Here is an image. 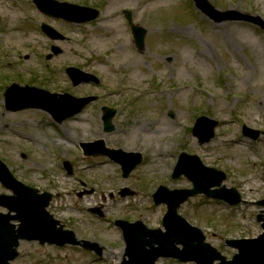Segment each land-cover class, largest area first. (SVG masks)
<instances>
[{"label": "rangeland", "instance_id": "1", "mask_svg": "<svg viewBox=\"0 0 264 264\" xmlns=\"http://www.w3.org/2000/svg\"><path fill=\"white\" fill-rule=\"evenodd\" d=\"M16 1L0 0V39H10L0 40V158L18 179L53 194L49 210L67 228L79 238L100 242L105 250L101 257L72 246L46 245L44 251L38 242L22 241L14 264H121L122 230L114 219L163 227L167 206L156 205L151 192L160 182L169 188L192 187L185 177H171L185 149L200 155L206 165L224 170L225 184L236 187L245 201L232 208L197 195L181 206L180 213L202 228L207 240L228 258L236 250L225 244L226 239L255 237L263 231L257 216L264 206L257 201L264 199V134L258 140L243 134L244 124L264 131L261 28L238 21L216 23L197 10L193 0H69L102 7L99 27L48 19L33 0ZM210 1L220 10L239 9L264 18V0ZM19 4H24L26 16ZM123 7L130 8L134 21L148 29L143 51L136 48L131 28L121 16ZM33 13L50 20L68 39L52 40L34 29ZM6 15L10 19L3 27ZM15 34L19 36L13 41ZM53 44L64 52L48 60ZM69 65L97 74L101 84L73 86L66 73ZM14 80L52 92L103 97L78 118L57 123L39 109L6 110L5 87ZM173 87L181 90L172 91ZM15 89L9 94L12 105L27 96ZM139 99L145 101L140 105L147 108L145 115L133 107ZM101 104L119 105L111 133L104 131L99 118ZM201 114L219 121L215 138L206 144L188 130ZM100 138L110 147L140 151L142 164L125 178L116 161L85 155L81 140ZM64 160L72 162V174ZM123 187L133 194L120 195ZM5 189L0 183V192L7 193ZM95 207L101 208L103 217L91 212ZM158 264L194 263L160 258Z\"/></svg>", "mask_w": 264, "mask_h": 264}, {"label": "water", "instance_id": "2", "mask_svg": "<svg viewBox=\"0 0 264 264\" xmlns=\"http://www.w3.org/2000/svg\"><path fill=\"white\" fill-rule=\"evenodd\" d=\"M42 2L43 0H39ZM198 5L203 9L204 12L210 14L214 12L213 7H211L206 0H196ZM44 3L47 5L44 7L45 9H49L51 11L60 13L62 6L60 3L55 0H45ZM39 3V4H44ZM75 10L81 12L83 15L78 19V21H86L87 19H93L96 17L97 12L92 10L91 8L74 6L72 7ZM222 17L216 19L218 21L223 20H248L256 23H261L264 26V22L260 17L252 16L249 14H244L238 11H227L221 14ZM84 16V17H83ZM142 28H135V33H137V40L140 47L144 46V34L145 30ZM47 32L56 37L50 30ZM60 50L57 49L56 53ZM85 79H78L76 83H79ZM38 91V90H34ZM44 92V91H43ZM51 95V94H49ZM56 97L55 95H53ZM90 98L87 99H75L74 102H79L75 104V110L62 115L59 117V113L53 108L41 106L53 111L55 116L59 121L70 116L73 112H78L82 109V107L89 101ZM31 101V99H29ZM8 103H10L8 101ZM40 106L37 104H25L20 106L19 108L29 107V106ZM10 109H19L8 106ZM114 112L107 117L106 125L107 130H112L114 127L111 123V117H113ZM218 122L215 120H210L207 117H202L198 120V123L195 127V134H197L201 142H208L215 135V127ZM246 131V130H245ZM251 131V130H250ZM247 133V131L245 132ZM258 135H252L256 138ZM92 145V144H91ZM103 148V142H101ZM102 152H106L111 155L113 151L104 150ZM141 157V156H140ZM138 157L132 166H124L125 175L134 169V167L141 161V158ZM192 159L197 161L195 156L188 157L183 155L182 162L185 159ZM195 165L199 168H202L205 175L201 169L187 170L182 168L181 163L178 164L175 175L179 176L182 173H185L189 176L195 183V189L186 191H170L166 195V197H159L157 201H166L169 204V212L167 214V220L172 218L177 224H173L171 226H167L169 228L168 233H160L158 230H149L144 228L141 223L129 224L126 222L121 223L124 231L126 240L128 243L127 253H131L135 249V240H141L145 235L149 234L153 237L160 238L162 240L160 249L157 248L158 254H149L144 255L142 259H138L137 262L133 260L132 263L129 264H155V260L157 255L163 256H172L177 257L182 260H196L198 264H214L216 259H222L223 262L220 264H264V234H262L259 238L253 240H230L229 243L237 246L240 250V253L235 256L234 260L227 261L225 257H222L217 249L213 248L210 244L205 243V236L202 232L196 228H191L193 231L188 229H184L183 222L184 220L177 215V208L179 204L186 199L190 195H194L198 192H206L209 196L213 197H225L228 198V193H236L235 189H227L225 186L218 190H211L210 187L213 185H221L222 181L226 178L225 173L221 171H216L215 169L205 170L204 165L199 162L195 163ZM214 176V181L210 182L209 178ZM209 177V178H208ZM0 181L4 182L6 186L12 188L14 192L17 194L16 196L6 197L4 195H0V204L3 206L9 207L12 211H16V215H4L0 214V264H10L9 260L14 259L18 254L16 251V247L19 245V239H27V240H41L42 243L48 241L50 243H57L63 245L67 242L70 243H80L74 239V234L72 232L63 231L62 229H57L56 224L57 221L51 222V217L48 216L45 207L49 204L51 196L48 194L38 196L35 192V189L24 187V185L17 181L13 175L9 172L7 167L0 161ZM174 194V195H173ZM47 195V196H46ZM159 195V194H157ZM171 195H173L171 197ZM237 198L231 199V203H235L239 201V195L236 193ZM264 203V202H263ZM12 219H19L20 225L17 229L15 225H12L10 221ZM48 219V220H47ZM167 225V224H166ZM179 225L180 227H178ZM198 233V235H197ZM165 236L163 239L162 237ZM197 240L198 243H194ZM175 242H182L185 244V248L183 250H176ZM85 246L92 248L97 246L96 244H92L89 242H85ZM128 264V263H127Z\"/></svg>", "mask_w": 264, "mask_h": 264}, {"label": "bare ground", "instance_id": "3", "mask_svg": "<svg viewBox=\"0 0 264 264\" xmlns=\"http://www.w3.org/2000/svg\"><path fill=\"white\" fill-rule=\"evenodd\" d=\"M142 128L145 130L146 128L144 127V125H142ZM167 157V154L165 155V158Z\"/></svg>", "mask_w": 264, "mask_h": 264}]
</instances>
